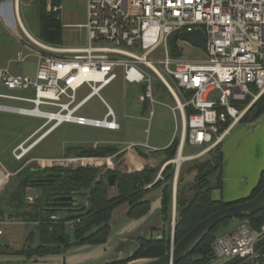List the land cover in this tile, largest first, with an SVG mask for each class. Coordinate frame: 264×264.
Segmentation results:
<instances>
[{"label": "built area", "instance_id": "built-area-1", "mask_svg": "<svg viewBox=\"0 0 264 264\" xmlns=\"http://www.w3.org/2000/svg\"><path fill=\"white\" fill-rule=\"evenodd\" d=\"M14 1L17 6L21 3ZM53 11L61 12V6H54ZM83 28L87 31V44L80 47L50 45L25 34L21 45L31 55L19 51L15 63L24 65L29 56L35 57L36 71L32 76L15 75L9 67L0 65L1 86L9 91L34 93L33 97L0 94L1 99L33 105H0V111L46 120L34 135L43 131L42 137L65 123L119 131L121 125L115 111L103 100L108 109L104 119L76 116L119 78L142 87L144 93L138 99L152 106L148 117L151 122L157 103L154 75L174 99L172 110L181 119L178 152L170 160L177 175L184 164L222 145L264 94V0H87V22ZM197 30L206 34V58L184 59L177 43L183 33ZM175 35H180L176 43L180 57L171 50ZM160 51L164 59L150 58ZM84 86L91 92L77 102L78 91ZM31 139L13 151L16 161L23 160L38 141ZM147 145L143 147L148 149ZM188 145L203 150L185 155ZM80 160L65 159L59 164L66 168ZM103 164L115 170L112 158ZM14 175L0 163V195ZM31 191L27 189L29 204L36 199ZM175 220L174 214L172 223ZM16 223L15 217L0 212V237L6 234L5 226ZM69 225L73 229L76 222ZM213 250L212 264H264V223L254 228L245 220L235 230L219 234Z\"/></svg>", "mask_w": 264, "mask_h": 264}, {"label": "trees", "instance_id": "trees-1", "mask_svg": "<svg viewBox=\"0 0 264 264\" xmlns=\"http://www.w3.org/2000/svg\"><path fill=\"white\" fill-rule=\"evenodd\" d=\"M61 5V0H35V8L38 11L40 32L38 40L56 46L63 45V24L60 12L55 13L53 7ZM192 111H189V114ZM264 115V94L254 103L252 108L243 118L242 123H256ZM179 148V140L165 150L167 161L175 158ZM144 156L141 151H137ZM118 153L115 147H99L89 149H77V158H109ZM207 156V157H205ZM205 157V159H202ZM194 161L192 169L195 171L194 194L184 187L181 176L178 181L176 197V228L172 237L171 223L173 214V184L175 179V167L169 164L162 172V178L157 180L160 168L146 166L142 171L122 173L107 170L96 166H80L76 169L53 166L44 168L37 165H21L12 177V190L7 192V187L0 195V212L18 217L28 224H35L40 242L33 246L35 235L31 232L22 249L5 254L8 245L0 244V256L14 255L24 256L27 259L57 255L74 247L85 245L105 244L111 234V219L113 212L124 204L129 205L128 217L138 219L145 216L151 209V203L147 195L158 188L162 189V213L167 224L161 238L140 239V246L132 256L121 261L108 264H127L138 259L157 258L168 253L174 239L178 243L195 225L229 206L240 204L254 198L264 188V171L261 174L259 184L248 199L233 203H225L214 199L213 192L222 188L223 150L222 145L209 151L206 155ZM30 158L26 159L28 162ZM25 163V162H24ZM117 174L115 188L117 194L110 195L111 187L107 182V176ZM215 177V181L212 179ZM9 182V183H10ZM148 186H151L148 188ZM41 192L36 196L33 204L27 203V189ZM77 194L87 197V206L79 205V209L68 210L67 217H58V211L48 209L45 203L52 196H68ZM192 195V196H191ZM8 211V213H6ZM78 211V212H76ZM57 217V219H53ZM254 228L264 223V211L248 219ZM76 222L73 241L64 232L65 224ZM230 221L218 225L187 258L178 264H212L214 258L213 244L222 227ZM63 236V240L60 237Z\"/></svg>", "mask_w": 264, "mask_h": 264}, {"label": "rangeland", "instance_id": "rangeland-1", "mask_svg": "<svg viewBox=\"0 0 264 264\" xmlns=\"http://www.w3.org/2000/svg\"><path fill=\"white\" fill-rule=\"evenodd\" d=\"M12 2L11 14L13 18L16 20V14L14 11V0H10ZM61 14L60 19L63 24V46L65 47H75V46H85L87 44V31L83 26L87 22V0H61ZM19 11L21 20L27 29V31L35 38L38 39L40 32V23L38 17V11L35 8V0H21L19 5ZM71 26V27H67ZM80 26V27H78ZM2 33L6 34V31L1 27ZM17 31V32H16ZM14 33H20L24 35L18 25L13 29ZM24 40L26 37L24 36ZM80 40V41H79ZM31 44V43H29ZM178 47L181 51H183V58L187 60H200L205 59L206 55L204 51L192 46L191 44L180 40L177 43ZM22 51L25 55H31V52L23 47L15 46V50ZM17 53V51H16ZM15 54V53H14ZM16 55V54H15ZM15 57V56H14ZM154 60H162L164 59V54L162 51L154 53L151 57ZM36 63L37 60L34 57H30L29 60L24 65L15 66L12 65L11 70L15 75H34L36 71ZM157 67L161 69L160 66ZM152 85L154 89V97L157 101L154 104V117L152 121H148L149 111L152 109V106H148V109H144L145 105L141 103L138 99L140 94H143L142 87L138 85L125 84L122 78H119L117 81L104 88L99 96H95L92 98L77 114L76 116H83L93 119H104L107 114L108 109L106 108L107 103L116 113L118 122L121 124L120 131H107L100 128L88 127V126H79L76 124L66 123L59 130L50 135L41 145H39L35 151L30 156H43V157H60L63 154L68 153V156H76L74 151L77 149H89L93 148L95 143H106V142H117L119 143L117 147L119 149H125L133 143H131V136L128 135V131L130 130L137 132L135 136V140H139V145H146L147 143L150 145H161L166 140L167 137L172 136L174 133L175 138L172 142L179 140L181 137V119L178 112L174 113L172 108L175 106V101L168 93V91L161 84L159 79H157L154 75H152ZM91 89L87 86H84L82 89L78 91L77 102L81 101L85 98ZM0 94L5 95H13L20 97H33V92H19V91H9L7 88L0 85ZM104 102H103V101ZM0 105L7 106H16V107H26L31 108L33 105L28 103H22L18 101L6 100L0 98ZM45 110L54 111L55 109H47ZM46 123V120L36 117H28L17 115L14 113H8L0 111V162L1 164L9 171L14 172L21 165H27L26 159L28 155L21 161H16L13 157L12 151L14 147L27 138L31 133L40 128L43 124ZM53 123L49 124L46 128L48 129ZM178 125V130H177ZM46 130V129H44ZM177 130V131H176ZM43 131L39 134L42 135ZM37 135V136H39ZM21 137V139L15 144L13 141ZM36 139V138H35ZM158 142H155L156 140ZM29 142L28 144H30ZM171 144V145H172ZM28 146V145H27ZM103 146V145H100ZM203 150V147H192L187 146L185 150V155L187 154H198ZM138 151V150H137ZM144 156L138 155L140 158L146 160L149 154H145V152L141 151ZM65 156V155H64ZM124 155L118 156L117 159H112L113 163H116L123 159ZM207 157V156H205ZM203 157L202 159H205ZM110 158V157H109ZM119 158V160H118ZM176 158V156H175ZM71 159H79L72 157ZM77 163H72L70 166L66 168L76 169L80 166L92 165L96 167H101L108 169L107 165L103 164L104 161L108 158H80ZM91 159V160H89ZM104 159V160H102ZM174 159V158H173ZM171 159V160H173ZM97 160L102 165L96 163ZM25 162V163H24ZM45 167H53L60 166V162H52L50 164H46L42 162ZM84 163V164H82ZM194 161L187 162L181 168V173L183 169V173L181 174V180L184 181L186 188L189 190V194H194V190L192 189L195 182L196 173L192 169V165ZM175 167V166H174ZM116 171L118 168L113 167ZM187 169V170H186ZM185 170L187 172H185ZM12 179V178H11ZM12 181L8 184L7 192L12 190ZM115 188V187H114ZM111 188L110 195H115ZM116 189V188H115ZM162 191L161 188H158ZM174 189V184H173ZM31 195L39 196L41 194L38 190H32ZM191 195V196H192ZM217 197L218 194L216 193ZM80 199L78 200V202ZM82 206H87V197L85 199H81ZM75 211V210H74ZM78 212V211H76ZM8 213V211H6ZM60 218L67 217V212L62 211L57 214ZM174 214H172L173 220ZM17 223L9 226H5L4 230L6 234L3 237H0V244L8 245L4 250L5 254H12L15 251H18L23 248L26 244L28 237L31 232H34L35 235L33 237L32 244L36 246L40 242V237L38 235L35 224L27 225L23 223V220L15 217ZM243 220L234 219L231 220L227 225L222 227L218 234L228 233L236 228H238L241 224H243ZM176 228V220L175 223H171L172 233L175 232ZM65 235L73 241L75 236V230L71 228L69 224H65L64 227ZM130 237V235L128 234ZM174 237V235H173ZM136 242V241H135ZM130 247H128V251L131 250L132 240L129 242ZM125 243L121 244L119 248H124ZM140 243L136 245L135 249L132 252L135 253L139 248Z\"/></svg>", "mask_w": 264, "mask_h": 264}, {"label": "crops", "instance_id": "crops-1", "mask_svg": "<svg viewBox=\"0 0 264 264\" xmlns=\"http://www.w3.org/2000/svg\"><path fill=\"white\" fill-rule=\"evenodd\" d=\"M19 5L17 6V4L14 1V11L16 14V20H15L13 18V15L11 14L12 2L10 0H0V28L3 27V29L6 31L7 34L4 35L1 31L2 29H0V65L2 67H9L10 70L12 65L15 66L17 65L15 63V57H16L15 54H17L19 50L17 49L15 50V46L19 45L20 47H23L21 45V40L24 39L25 34H29L30 36H32L27 31L21 20ZM17 23L24 35L13 32V29L16 27ZM63 37H64V32H63ZM80 46L81 45L75 47H80ZM30 57L33 56H29V58ZM125 84L126 83L124 82V85ZM148 106L149 105L146 104L144 109L147 110ZM63 125L64 124L60 125L51 133L47 135H43L42 137L41 135H39L40 133L37 134L39 136L34 135L37 130L34 131L27 138H25L23 141L17 144L14 147L13 151L20 144H22L30 137H32L31 142L35 140L38 141L35 145H33L32 149L28 154L30 160L28 161L27 165H37L42 169H44V168H50V166L45 167V165H42L44 164L42 162H45L46 164H50L53 161L56 162L60 160L71 159L72 157L76 158V156H68V153H71L70 151H68V153L63 154V156L55 157V158L54 157L46 158L43 156H30L39 145H41L50 135H52L54 132L59 130ZM103 130H107V129H103ZM177 130H178V125H177ZM107 131H111V130H107ZM135 131L136 130L134 131L130 130V132L128 131L127 134L131 136L132 138L131 143H133V145L125 149H119L117 147L119 143L117 142L95 143L94 144L95 146L93 148L96 149L99 147H115L118 150V153L110 157L112 159H117L118 156H121L123 154L124 155L123 159L119 160L118 158L119 161L116 163V165L114 164L115 167L118 168V170L116 169V171L122 173H133L137 171H142L146 166H149L154 168H160V172L156 179L157 180L161 179L162 178L161 174L164 171L165 167L169 164H172L170 163V161H167L165 150H167L171 146L176 133H174L172 136L167 137V140L161 145H150L147 143L148 144L147 145L148 149H147L143 147L144 145H139L138 143L139 140H135V136L137 134V132ZM21 137L22 136L16 138L13 141V143L15 144L16 142H18L21 139ZM157 140L154 141L155 144L156 142H158ZM138 149L140 151L145 152V154H149L146 160L140 158L137 152ZM222 150H223V159H224L223 172H222V188L221 190H215L213 192L214 199L222 200L225 203H233L244 199H248L251 196L254 189L257 188L261 178V174L264 171V115L256 123H252V124L240 123L239 125L234 127L231 133L225 138L222 144ZM76 152L77 151H74L75 155ZM98 161L101 160H97L96 163L102 165L101 164L102 162L99 163ZM17 170L11 173H16ZM186 170L185 172H187ZM180 173L181 171L179 172L178 175L175 174V179H174L173 214H175V216L177 214L176 197H177L178 181L181 174L183 173V169H182V173L181 174ZM176 179L177 182H175ZM150 187L148 186V188ZM112 190L116 195L117 194L116 189L113 188ZM216 193L218 194L217 197L215 196ZM147 199L151 203V210L148 216H146L141 220L137 221L135 219H130L128 217V211H129L128 204H124L118 207L113 212L111 219V234L108 238V241L105 244L74 247L68 249L66 252L62 254L47 255L45 257L38 258L40 259V261L32 264H108L111 262L121 261L129 258L130 256H132V252L135 249L140 239L143 238L149 239L152 237L161 238L164 230H166V228L168 227L167 224L165 223L164 215L162 213V191L160 189L152 190L147 195ZM27 225H31V224H27ZM128 234L130 235V237L128 236ZM131 240L133 244L131 246L132 249L128 251L127 248L130 247L129 242H131ZM123 243L126 244L125 247L119 248L120 245ZM20 259H25V257L14 256V255L0 256V260H5V261H14Z\"/></svg>", "mask_w": 264, "mask_h": 264}, {"label": "water", "instance_id": "water-1", "mask_svg": "<svg viewBox=\"0 0 264 264\" xmlns=\"http://www.w3.org/2000/svg\"><path fill=\"white\" fill-rule=\"evenodd\" d=\"M180 35H175L172 38V52L174 56L180 57L181 51L177 49L176 43L179 40ZM182 41L191 44L192 46L205 51L206 49V34L203 30H197L194 32H185L181 37ZM109 170V169H108ZM178 175V174H177ZM117 174H110L107 176V182L111 188L115 187ZM215 181V177L212 179ZM177 182V179L176 181ZM176 186V184H175ZM184 187L185 184H184ZM60 205L73 207L78 205L74 203L75 197L60 198ZM151 210V209H150ZM264 211V188L254 198L247 200L246 202L229 206L225 209L217 211L208 216L197 225H195L178 243L175 244L174 239L172 241L171 249L164 256L157 258L138 259L128 262L127 264H178L183 259L190 256L193 251L199 246V244L220 224L225 221H231L234 219H248L258 213ZM150 211L143 217L135 219L141 220L148 216ZM175 230V229H174ZM63 240V236L60 237ZM45 257V256H44ZM41 257H34L32 259H20L14 261L0 260V264H32L39 262Z\"/></svg>", "mask_w": 264, "mask_h": 264}, {"label": "flooded vegetation", "instance_id": "flooded-vegetation-1", "mask_svg": "<svg viewBox=\"0 0 264 264\" xmlns=\"http://www.w3.org/2000/svg\"><path fill=\"white\" fill-rule=\"evenodd\" d=\"M64 197H75L76 200L74 203H76V204L78 203V205L73 206V207L60 205L63 203V202H61L60 198H64ZM79 199H80V201L78 202ZM81 199H85V196H79L77 194H72V195H68V196L56 195V196H52L51 200L49 202L45 203L44 205H46V207L48 209H53V210H56L58 212H62V211L67 212L68 210L79 209V205L81 204Z\"/></svg>", "mask_w": 264, "mask_h": 264}, {"label": "bare ground", "instance_id": "bare-ground-1", "mask_svg": "<svg viewBox=\"0 0 264 264\" xmlns=\"http://www.w3.org/2000/svg\"><path fill=\"white\" fill-rule=\"evenodd\" d=\"M178 161L181 162V158H180V157L178 158ZM47 163H48V162H47Z\"/></svg>", "mask_w": 264, "mask_h": 264}]
</instances>
